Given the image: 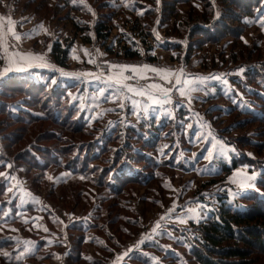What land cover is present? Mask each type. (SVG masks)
I'll use <instances>...</instances> for the list:
<instances>
[{"label":"trees","instance_id":"trees-1","mask_svg":"<svg viewBox=\"0 0 264 264\" xmlns=\"http://www.w3.org/2000/svg\"><path fill=\"white\" fill-rule=\"evenodd\" d=\"M96 2L100 17L95 31L104 44L119 26L120 19L125 25H131L130 29L142 38L143 45L151 37L157 40L156 30L164 29L165 47L181 53L185 51L184 60L189 61L197 53L216 46L213 57L199 55L201 68L217 69L224 62L234 69H244L242 75L231 81L243 93L240 97L234 93L237 102L230 96L225 97L219 86L210 98L214 102L229 103L228 110L209 108L208 112L216 118L233 115V120L222 126V132L238 151L231 162L219 163L216 179L224 180L234 170L249 164L261 172L256 185L264 193V138H254L264 137V48L259 41L251 47L244 40L251 25L248 20L260 16L264 0H130L131 18H126L124 12L119 16L120 7L115 11L106 0ZM31 3H37L36 14L44 7H53L57 13L53 14L54 19L64 12L58 19L73 25L76 33L83 34L85 43L93 42L91 27L77 14L84 11L83 6L72 0H27L26 7ZM137 10L144 12L135 16L133 12ZM230 38L233 41L229 43ZM73 42H53L51 57L59 67H69ZM222 44L226 47L224 52L219 48ZM135 45L122 46L124 58H144L139 43ZM227 50L230 53H226ZM147 61L154 63L157 56H149ZM42 73L34 78L27 72H15L0 79V169L15 158L18 166L33 180L34 189L47 185L45 177L54 170H64L65 176L50 192L68 186L72 204L82 206L84 203L87 216L72 221L64 234L61 218L52 211L46 212L45 224L63 240L52 246L41 240L37 252L30 257L19 253L17 241L12 236L2 235L0 264H34L37 260L59 264H112L118 252L146 229L139 201L158 203L157 198L150 199L149 193L140 195L128 189L127 184L149 186L157 182L164 189L163 167L175 166L180 151L179 146L173 148L172 142L176 140L177 130L184 127L183 122L190 120L186 110L180 109L178 119L151 116L135 125L117 124L112 128H107L100 119L90 124L79 103L72 102L60 80L53 82L57 75L47 70ZM239 116L244 118L237 119ZM249 122L256 123L260 129L244 128ZM236 130H243V135H237ZM162 151L166 154L158 159ZM10 171H15L13 166ZM152 189L160 193V189ZM7 197L6 181L0 176V225L11 221L3 216L9 206ZM243 199L245 209L221 197L208 217L193 223L191 231L194 232L184 234V241L178 244L187 247L193 264H252L255 262L253 255L264 258V198L254 192ZM117 223L122 235L114 230L113 225ZM91 246L100 255L88 256ZM57 248L69 251L64 261L53 253ZM173 253L169 250L162 259L175 264L179 259ZM132 257L139 263L149 262V258L136 251ZM26 258L29 262H25ZM260 264H264V260L261 259Z\"/></svg>","mask_w":264,"mask_h":264},{"label":"rangeland","instance_id":"rangeland-1","mask_svg":"<svg viewBox=\"0 0 264 264\" xmlns=\"http://www.w3.org/2000/svg\"><path fill=\"white\" fill-rule=\"evenodd\" d=\"M26 1L3 0V2H0V18H2L0 19V23L5 26V38L9 44L15 43L19 50L32 53L36 56H43L44 61H34L33 66L27 67L25 71L4 73L0 75V79L15 72H27L34 78L41 76L39 73H42L43 70L54 73L57 76L53 77V82L60 80L62 85L67 88L72 102L79 103L89 123L93 124L95 120L100 119L108 125L107 128H112L117 124L124 126L135 125L140 123L145 117L149 118L151 116L178 119L180 109L186 110V116L190 121L183 122L184 127L177 130L176 140L172 142L173 148L180 147L179 156L176 159L177 164L175 166L164 165L165 167H163V171L166 174L167 186L165 185L164 189L160 188L157 182L149 186L127 184L128 189H134L133 191L138 192L140 195L149 193L150 199L157 198L158 203L139 201L138 207L143 209L142 219L147 225L146 229L130 240L122 251L118 252L112 260V264H117V257L121 256L128 249H132V251L127 257L120 260L118 264H174L172 261L162 259L163 256L164 258L166 257L169 250H173L174 256L176 255L179 259L175 260V264H193L190 260L187 247L178 244V242L182 243L184 241L186 237L184 234L190 235L194 232L191 231L193 223H197L208 217L214 208L219 205L221 197L229 202H235L242 209L246 207V201L243 199L244 196L257 192L264 198V193L256 185L261 177V172L257 171L252 165L244 164L234 170L224 180L216 179L219 163L221 161L231 162L232 157L237 156L238 151L235 144L230 141V138L224 136V132H222V126L228 123L233 118V115L216 118L208 112L209 108L228 110L229 103L221 100L214 102L215 100H211L210 98L216 92L217 86H219L225 97L230 96L229 98L236 101L234 93L239 97L243 93L237 84H233L231 81L233 77L242 75L243 72L240 69H234L230 65H225L224 62H221L220 67L217 69L201 68L199 55L207 54L209 57H213L217 50L216 46H210L204 51L197 53V56L189 61L184 60L185 51L181 53L176 49L165 47L167 39L164 29L156 30L155 34L159 36V39L153 38V40L151 37L150 41L148 40L147 44L143 45L142 38L130 29L129 26L131 25H125L120 19L117 22L119 26L112 31L109 40L104 44L103 40L97 38L95 31L96 22L100 17V10L96 0H83V3H81V0H75V2L72 0L74 3L83 6L84 11H80L77 14L85 25L91 27V34L93 36V42L91 43H85L82 39L83 34L76 33L73 25L58 19L61 15H64V12L59 13V17L54 19L53 14L57 15V13L53 7H44L36 14L34 11L37 9V3H31L30 7L27 8L25 5ZM106 2H108V5L113 6L115 11L120 7L119 16L124 12L126 18H131L132 7L130 0H106ZM89 8L91 11L88 10ZM186 10L188 11V8ZM105 12H108V10H105ZM142 12L144 10H137L133 13L137 16ZM9 19L13 21L12 30L21 35L20 41H14L11 33L7 31ZM248 21L253 22L249 30L246 31L244 40L250 43L251 47H254L257 41H259L264 48V27H261V21H264V9L260 16ZM41 24L47 31L40 30L37 34L33 30L37 29ZM25 33H32L31 38H24ZM56 40L66 43L74 41L70 53L69 67L66 69L59 67L51 57V47ZM120 40L122 43H120ZM232 41L233 39L230 38L228 42ZM136 42L139 43L144 58H124L122 46L126 44L136 47ZM148 46H151L150 49H148ZM219 48L221 52H224L226 47L222 44ZM236 50L239 49L236 48ZM226 53H230L229 50ZM149 56H157V61L154 63L148 62L147 57ZM90 60L94 62L90 63ZM45 63L46 66H35ZM113 65H148L149 68L171 69L175 73V75L170 77L173 82L176 76L179 75L180 70H183L190 77L219 78L205 80L203 84L197 83L198 90L191 93L192 100L190 103L185 97H181L177 91L173 90L171 93L172 103L163 107H149L148 111L144 112L143 109L148 107L150 103L146 97L121 90L119 85L109 81L110 76H116L119 73H123L125 76L132 75L131 72L124 71L123 68H113ZM5 66L6 63L2 60L0 62V72L3 71ZM64 73H69L70 75H64ZM88 73H93L94 75H87ZM141 74L146 75L148 79L137 77L122 82L130 84L134 88L147 87L153 83L172 87L171 84L162 80L156 73L147 71L141 72ZM96 77H99V79ZM135 101L140 102L138 106H134L133 102ZM120 105H123V107ZM137 112L140 114H134ZM243 118L242 116L237 117V119ZM188 125L192 127H188ZM243 126L248 129H260V126L257 128L256 123L252 124L251 122ZM235 132L239 136H242L244 133L243 130H236ZM196 133L202 134L209 141L213 138L222 141L226 149V155H214L211 161L205 159L204 157L207 153L203 150L209 148L210 144L196 139L194 135ZM254 138L262 140L264 137H260L259 135L254 136ZM250 153L257 156L252 152ZM164 154H166V151L159 153L157 155L158 159ZM166 157L168 158L169 154ZM9 164L11 167L13 166L14 172H11L10 168L6 166L4 169H0V172L15 178L5 180L7 188L11 186L12 191H7L9 197L6 198V201L9 206L6 212L9 215L4 218L7 221H11L0 225V238L2 235L12 236L17 241L19 253L30 257L37 252L41 240H46L50 246L63 240L57 232L51 231L45 224L44 217L46 212L52 211L61 218L64 225V234H67V225L74 220L87 216V214L84 210V203L81 204L82 206H74L72 204L73 199L69 197L68 186L50 192V189L56 186L60 179L65 176L64 170L60 168L54 170L49 176L45 177L46 182H48L47 185L36 186L34 189L32 187L33 180H31L29 174L21 166H18L16 159L12 158L6 162V165ZM253 174H255L256 179L248 182L252 186L241 187L244 178ZM48 177H52V179L50 180ZM153 187L160 189V193L154 192ZM106 206H108L107 203ZM1 207L2 205L0 204ZM170 209H174V211L170 213L171 218H168L166 214H169ZM162 216L165 219L162 220ZM178 218L186 222L180 223ZM157 222L160 223L161 228L157 229L156 233H152V229L156 226ZM113 227L116 232L122 235L118 223L114 224ZM45 228L47 231L44 230ZM149 235L153 238L147 239ZM142 239L144 243L140 244ZM144 244H148L149 246L146 247ZM84 251L82 254L85 256ZM134 251L139 252L144 258H149V262L139 263L137 262L138 260L133 261L132 253ZM68 252H63L57 248L53 253L57 255L60 261H64ZM95 255L100 254H98L93 246L89 247L88 256ZM253 258L255 262L252 264H260L261 259L264 260L263 257L256 254L253 255ZM25 262H29V259L26 258ZM34 264L59 263H43L37 260Z\"/></svg>","mask_w":264,"mask_h":264},{"label":"snow or ice","instance_id":"snow-or-ice-1","mask_svg":"<svg viewBox=\"0 0 264 264\" xmlns=\"http://www.w3.org/2000/svg\"><path fill=\"white\" fill-rule=\"evenodd\" d=\"M2 2V0H0ZM75 2V0H74ZM81 3H83V0H81ZM91 11V9H88ZM94 15V13H93ZM219 13H217V16ZM2 19V18H0ZM249 23H252L253 21H248ZM12 24L13 21L11 19L8 20L7 22V31L11 33L12 39L14 41H20L21 40V35L16 33L15 31L12 30ZM261 27H264V21H261ZM40 30L47 31V29L44 28V26L41 24L38 26L37 29H34L33 31L38 32ZM32 33H25L24 38H31ZM157 39H159V36L157 35ZM75 51V50H73ZM86 51V50H85ZM154 54V53H153ZM0 59L4 60L6 63V66L3 68V71L0 72V75H3L4 73L12 72V71H25L27 67H32L34 61H44L43 56H36L32 53H26L22 50L17 49L16 44L12 43L9 44L8 40L5 38V26L0 23ZM94 62V61H89ZM35 66H46L45 64H37ZM113 68H123L124 71L131 72L132 75L125 76L123 73H119L116 76H110L109 81L111 83L117 84L120 86L121 90H126L128 93H133L137 96L141 97H146L147 101H149L148 107H145L143 109L144 112L148 111L149 107H163L169 103H172L171 100V93L173 90L177 91L181 97H185L187 101L190 103L192 100V95L191 93L195 92L198 90L197 88V83L203 84L205 80L208 79H218L219 77H190L189 75L185 74L183 70H180L179 75L176 76L174 82L170 77L175 75L171 69H164V68H157V67H151L149 68L148 65H143V66H117L113 65ZM151 71L153 73H156L157 75L160 76V78L164 81H166L168 84H171L172 87H165L162 84H156L153 83L151 85H148L147 87H142V88H134L130 84L122 81H127L135 78H140V79H148L146 75H142L141 72H147ZM241 72L244 71L243 68L240 69ZM64 75H70L69 73H64ZM87 75H94L93 73H88ZM183 77V79H181ZM78 78V77H77ZM99 79V77H96ZM207 94V93H206ZM134 106L139 105V101L133 102ZM123 107V105H120ZM136 115H139L140 113H134ZM170 114V113H169ZM188 127H192L191 125H188ZM195 138L198 140H201L203 143L210 144V147L207 149H204L203 151H206L207 155L204 157L205 159H208L211 161L214 155H221L225 154L226 155V149L222 141L215 140L213 138L211 141L207 140L202 136V134L196 133L194 134ZM215 150V151H214ZM6 167L11 168V165H6ZM0 176L4 177L5 180H11L15 179L14 177H9L6 173L0 172ZM48 179H52V177H48ZM83 179V177H81ZM256 179L255 174L246 176L244 178V182L241 183V187H251L252 185L248 183L249 181H254ZM235 182V181H233ZM167 186V185H166ZM7 191L11 192L12 187L9 186L7 188ZM37 202H39L37 200ZM174 211V209L169 210V214H166L168 218H171L170 213ZM9 213L5 212L3 213V216L6 217L8 216ZM161 219H165L164 216L161 217ZM179 219V218H178ZM180 223H185L186 221L183 219H179ZM161 228V225L159 222L156 223V226L152 229V233H156L157 229ZM47 231V229H44ZM153 237L149 235L147 239H152ZM144 240L142 239L140 241V244H143ZM132 251V249L126 250L121 256L117 257V264L120 260H122L124 257H127L129 253ZM7 255V254H6ZM19 258V257H18Z\"/></svg>","mask_w":264,"mask_h":264}]
</instances>
